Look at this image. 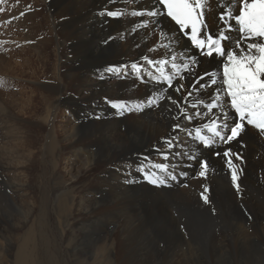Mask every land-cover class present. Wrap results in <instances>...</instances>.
<instances>
[{
  "label": "bare ground",
  "instance_id": "1",
  "mask_svg": "<svg viewBox=\"0 0 264 264\" xmlns=\"http://www.w3.org/2000/svg\"><path fill=\"white\" fill-rule=\"evenodd\" d=\"M47 2L56 16L64 15V22L58 25L57 30V34L64 37L63 48L68 55L63 88L68 82L75 80V77L81 78L84 88L81 97L70 99L71 103L75 102L76 107L73 105L72 109L69 108L71 113L66 114L67 124L61 139L66 142L71 151L69 153L75 159L68 163L64 171L72 177L76 173L80 175L82 169L74 165L77 161L82 163L83 169L90 163L103 165V172L96 178V183L86 192L82 203L79 202L86 215L81 228L84 239L89 242H85V250L101 241L103 228L113 225L116 227L118 222L123 220L127 228L125 234H135L131 244L126 240L119 242L120 247H124L123 255L126 259L152 258L148 251L153 248H148L158 247L159 242L166 244L163 257L174 258L173 249L180 241L210 245L218 240V235L232 234V241L237 240L240 245V263L252 264V259H258L259 253H264V248H253L256 245L251 241V234L243 229L247 219L242 213L250 210L254 214L256 224H260L263 219L259 216L264 215V135L245 125V131L238 140L224 144L217 138V143L211 147H205L195 136L197 128L201 129L202 135L211 136L203 125L211 123L212 120L224 123L219 109L214 110L213 116L208 114L204 106V103L214 99L215 93L223 87L220 80L224 58L215 54L212 57L200 56L163 15L155 18L159 22L154 24L151 23L154 18L128 14L137 10L162 9L153 0ZM227 2L228 0H220V7H213L206 17L208 30L214 37H218L221 31L232 37V40L223 42L226 50L234 48V41L239 37L234 20L231 21L233 30L229 33L219 19V14L224 11ZM232 7H238L236 0H232ZM114 10H121L125 15L117 18L105 15L107 11ZM145 20L149 21V26L138 27ZM162 31L168 34V38H164ZM126 40L129 42L123 46L122 43ZM172 56L192 57L200 62L193 72H181L186 77L185 80H174V85H184L183 91L177 93L168 88L167 93H162L165 99L159 101L158 105L146 106L139 111H128L123 115L111 107L113 102L133 105L143 103L150 96L160 94L158 90L167 85L157 83L151 78L159 76V65L150 66L143 58L170 60ZM176 63H182V60L177 59ZM14 64L18 68L23 66L19 64V60ZM132 64L140 67L139 76L132 69ZM110 68H118L119 71H108ZM170 70V64L165 65V71ZM11 71L12 67L1 60L0 73L9 74ZM205 72L215 76L217 84L200 88V85L205 83L201 80L196 85L199 91L193 92L188 103L181 104L187 115L191 116V119H188L167 96L181 100L187 96L189 85L195 77ZM125 73H129V78L124 79ZM76 87L79 89L80 85ZM222 99L228 100L226 96ZM28 103L26 101L29 107ZM193 104L196 106L192 107ZM225 107L228 112L227 123L232 125L238 119L230 107ZM195 113L204 115H194ZM0 119L10 123L8 127L3 128V133H8L9 137L5 134L0 139V184L9 193L6 196L8 202L16 205L17 200L26 198L28 193L25 183H18L17 177L19 174L27 175L33 160L30 158L32 140L26 135L19 136V98L15 94L12 93L9 97L0 95ZM176 125L180 126L178 130H175ZM224 133L227 134L226 129ZM55 141L54 138V144ZM169 141L173 145L171 149L168 147ZM226 149L240 154L242 162L239 175L248 187L233 190L228 186L229 170L225 168L228 165L222 159L227 160L222 155ZM214 153L221 155L214 159ZM165 155L168 159H164ZM192 155L196 159H189ZM200 161H207L214 172L208 170L205 176H200L201 169L195 166V162L200 164ZM153 165H167V172H161ZM152 173L165 182L157 186L148 179L146 182L142 181L140 176L146 178ZM211 203L215 205L210 207ZM217 211L220 214L215 216L219 220L214 222L212 213ZM218 223L225 224L220 226L223 230L217 229L215 224ZM143 225L152 235H149L148 242H142V247L133 249L131 245L138 239L136 231ZM188 228L191 233L189 237H185L182 233ZM249 228L251 226L247 229ZM261 229L264 232V229ZM253 231L257 237L259 233L264 237L257 228H253ZM22 252L24 253L23 250ZM175 256L178 259L190 260L189 263L182 264H196L193 262L197 255L189 247L185 252L177 250ZM173 261L178 262L175 258ZM24 262L25 260L20 258L16 264Z\"/></svg>",
  "mask_w": 264,
  "mask_h": 264
},
{
  "label": "rangeland",
  "instance_id": "2",
  "mask_svg": "<svg viewBox=\"0 0 264 264\" xmlns=\"http://www.w3.org/2000/svg\"><path fill=\"white\" fill-rule=\"evenodd\" d=\"M0 8L3 9L0 11V61L12 67L11 73H0V81L3 82L0 85V95L9 97L13 93L19 98V136L26 135L32 140L30 158L33 160L26 173L28 176L19 174V178L17 177L18 183L24 182L28 188L27 197L19 198L18 203H15L19 205L8 202L6 196L9 193L0 184V264H16L20 258L25 260L23 264H182L189 263L190 260L178 259L175 253L177 250L185 252L188 247L197 255L193 262L196 264H242L240 245L237 240L232 241V234L218 235V240L210 245L178 242L173 249V257L178 262L173 261L174 258L163 257L166 246L164 242H159L158 247L148 248H153L152 252L148 251L152 258L126 259L123 255L124 247H120L119 242L126 240L131 244L135 234H125L127 228L123 220L116 227L113 225L106 228L107 225H101L105 227L102 229L104 232L100 237L101 241L85 250L87 241L81 228L86 215L83 208H80V203L96 183L100 172H103V165L90 163L83 169L82 163L77 161L74 165L82 169L80 175L76 173L72 177L65 172L68 163L75 159L66 142L61 139L67 124L66 114L71 113L69 108L75 103H71L70 99L81 97L84 88L78 77L63 88L68 55L63 48L64 37L57 34V30L58 25L64 22V15L56 16L47 0H7ZM9 20L11 23H7ZM128 42L126 40L122 45ZM18 60L19 64H23L22 67L15 66L14 63ZM124 77L129 78V73H125ZM78 85L79 89L76 87ZM26 101L29 102V107ZM0 125V139L5 134L9 137L8 133H3V128L10 123L0 119ZM54 138L56 144L53 142ZM212 157L219 158L214 154ZM222 159L226 163V159ZM233 162L237 165L239 188L248 187L239 175L242 159L236 160L233 157ZM195 166L201 169L199 163L195 162ZM225 168L229 170L227 184L236 190L231 170L229 167ZM208 170L214 172L212 166H208ZM223 173L225 174L224 171ZM140 177L146 182V178ZM213 205L215 204L211 203L210 207ZM216 214H220L219 211L212 213L214 222L219 220ZM242 214L247 219L243 229L248 230L252 243L256 245L253 248H264V237L259 232L257 237L253 231V228H257L264 234L261 229H264V215L259 216L263 219L260 224H256L250 210ZM215 225L217 229H222L220 226L225 224ZM248 226L251 228L247 229ZM145 229L143 225L136 231L138 239L131 245L133 249L142 247V242H148L147 239L152 234ZM190 233L188 228L182 234L189 237ZM126 248L129 249V246L126 245ZM22 250L25 254L21 253ZM259 254L258 259H252V264H264V253Z\"/></svg>",
  "mask_w": 264,
  "mask_h": 264
},
{
  "label": "snow or ice",
  "instance_id": "3",
  "mask_svg": "<svg viewBox=\"0 0 264 264\" xmlns=\"http://www.w3.org/2000/svg\"><path fill=\"white\" fill-rule=\"evenodd\" d=\"M7 0H0V5H3ZM135 2V0H132ZM155 4L163 6V9L153 8L152 10L132 11L129 15L135 17H151L154 18L151 23H158L155 18L166 15L171 21L179 26L181 32L190 30L186 33L192 45L199 50L200 55L212 57L214 54L223 57L225 62L223 64V71L220 83L223 85L208 103H204L209 115H215L214 110L219 109L221 118L224 123H218L217 120H212L211 123L203 125V128L211 133V136L202 135L201 129L195 130L196 138L202 142L205 147L214 146L217 143V138L224 144H229L234 140H238L241 134L245 131V124L257 129L264 135V0H236L238 7L233 9L232 0L224 5V11L219 14L220 21L224 24L227 32L233 30L231 21H235L236 31L240 34L234 41V48H227L222 42L232 40L230 35L221 31L218 37H213L207 31V14L213 7H220V0H153ZM0 11H3L0 8ZM23 15V13H21ZM105 15L117 18L125 13L121 10L107 11ZM11 23V21H7ZM148 27L149 21L145 20L138 27ZM203 32V35H202ZM164 38H168L167 33H161ZM167 47V46H165ZM150 66L159 65V76H152V80L157 83H164L165 88L158 90L156 95L150 96L145 102L138 104H127L124 102H113L111 107L123 115L128 111H139L144 107H151L158 105L159 101L165 99L168 88H172L174 92H181L184 90V85H174V80H185L186 77L181 74L182 71L191 73L195 67L200 63L199 60L192 57H177L172 56L170 60H152L143 58ZM177 59H181L182 63H176ZM171 66V70L166 72L165 65ZM132 69L136 71L139 76L141 71L137 64L131 65ZM108 71L118 72V68H110ZM204 80L205 83L200 85V88H207L217 84V78L210 76L207 72L203 75H197L193 82L189 85L188 94L182 97L181 100H175L171 95L167 99L180 110L182 115L191 119L181 104L188 103L194 91H199L196 85ZM3 82L0 81V85ZM227 97L225 101L222 97ZM225 105L234 110L238 120L232 125L227 123L228 112ZM196 105L193 104L192 107ZM194 115H204V113H195ZM178 118V117H177ZM175 130L179 129V125L174 126ZM227 130V134L224 130ZM168 147H173L171 141L168 142ZM214 155H221L214 153ZM222 155L227 158L226 163L231 170V179L233 184L239 190L237 165L233 162V157L236 160H241V156L234 153L231 149H226ZM164 159H168L167 155ZM189 159H196L194 155ZM161 172H167V165H153ZM201 171L200 176H205L208 170V162L200 161ZM175 179V177H172ZM146 179L154 185L163 184L165 181L156 177L155 173L151 176H146ZM207 191V189H205ZM207 202V197L205 196Z\"/></svg>",
  "mask_w": 264,
  "mask_h": 264
}]
</instances>
